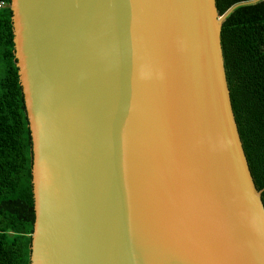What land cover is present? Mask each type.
I'll return each instance as SVG.
<instances>
[{
  "label": "water",
  "instance_id": "1",
  "mask_svg": "<svg viewBox=\"0 0 264 264\" xmlns=\"http://www.w3.org/2000/svg\"><path fill=\"white\" fill-rule=\"evenodd\" d=\"M256 1L11 0L30 264H264L222 45Z\"/></svg>",
  "mask_w": 264,
  "mask_h": 264
},
{
  "label": "trees",
  "instance_id": "2",
  "mask_svg": "<svg viewBox=\"0 0 264 264\" xmlns=\"http://www.w3.org/2000/svg\"><path fill=\"white\" fill-rule=\"evenodd\" d=\"M0 8V264H30L35 223L32 138L16 64L11 0ZM217 0L220 14L236 3ZM231 99L258 189H264V0L237 6L222 25ZM264 202V190L262 192Z\"/></svg>",
  "mask_w": 264,
  "mask_h": 264
},
{
  "label": "rangeland",
  "instance_id": "3",
  "mask_svg": "<svg viewBox=\"0 0 264 264\" xmlns=\"http://www.w3.org/2000/svg\"><path fill=\"white\" fill-rule=\"evenodd\" d=\"M2 49L0 47V80L2 76L6 73L7 61L2 57Z\"/></svg>",
  "mask_w": 264,
  "mask_h": 264
},
{
  "label": "built area",
  "instance_id": "4",
  "mask_svg": "<svg viewBox=\"0 0 264 264\" xmlns=\"http://www.w3.org/2000/svg\"><path fill=\"white\" fill-rule=\"evenodd\" d=\"M6 5V2H4V1H0V8L1 7H4Z\"/></svg>",
  "mask_w": 264,
  "mask_h": 264
}]
</instances>
